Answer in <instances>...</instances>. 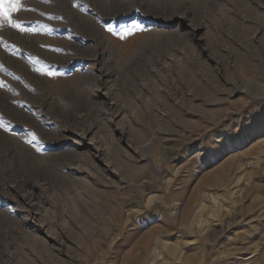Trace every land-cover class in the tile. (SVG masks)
I'll list each match as a JSON object with an SVG mask.
<instances>
[{"label": "rangeland", "instance_id": "374dc122", "mask_svg": "<svg viewBox=\"0 0 264 264\" xmlns=\"http://www.w3.org/2000/svg\"><path fill=\"white\" fill-rule=\"evenodd\" d=\"M25 6L32 32L0 30V264H264V0Z\"/></svg>", "mask_w": 264, "mask_h": 264}, {"label": "snow or ice", "instance_id": "6c2138e0", "mask_svg": "<svg viewBox=\"0 0 264 264\" xmlns=\"http://www.w3.org/2000/svg\"><path fill=\"white\" fill-rule=\"evenodd\" d=\"M42 2H48V0H42ZM29 10L34 11V9H30L25 6V0H0V30L4 29L5 27H11L12 29H17L22 33L32 32V29H26L23 26V22L18 17L14 16L16 13ZM144 30L145 29L142 28L138 23L124 25L115 30L113 28L108 29L109 32L117 36L120 40H126L129 37L135 35L137 32H142ZM49 31L51 30L49 29ZM38 71L43 70L38 69ZM55 74L56 73L54 72H47V75L50 76H54ZM36 139V135L32 134V140ZM29 143H31V141H29Z\"/></svg>", "mask_w": 264, "mask_h": 264}, {"label": "bare ground", "instance_id": "6f19581e", "mask_svg": "<svg viewBox=\"0 0 264 264\" xmlns=\"http://www.w3.org/2000/svg\"><path fill=\"white\" fill-rule=\"evenodd\" d=\"M238 142L234 145V147L238 146ZM190 154V152L186 153V157H188ZM180 159V158H179ZM179 159H176V161H180ZM209 163V161H206L205 164ZM213 195V194H212ZM214 196V195H213ZM211 196V198L207 199L206 202L209 204V206L213 209L211 215L212 218H215L218 216V214L220 213L221 210V201L217 198V197H213ZM205 202V201H204ZM206 210V206L205 205H200L199 208L197 209V217L199 220H202L201 223L204 224L206 221H204V217H203V213ZM206 227V226H205ZM167 245V244H166ZM167 248V247H166ZM251 257V256H250ZM249 257V258H250ZM245 260V259H244ZM246 263V262H245Z\"/></svg>", "mask_w": 264, "mask_h": 264}]
</instances>
